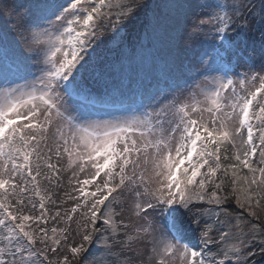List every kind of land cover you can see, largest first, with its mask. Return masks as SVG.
I'll return each mask as SVG.
<instances>
[{"label":"snow or ice","instance_id":"snow-or-ice-1","mask_svg":"<svg viewBox=\"0 0 264 264\" xmlns=\"http://www.w3.org/2000/svg\"><path fill=\"white\" fill-rule=\"evenodd\" d=\"M262 217L264 0H0V264H264Z\"/></svg>","mask_w":264,"mask_h":264},{"label":"trees","instance_id":"trees-1","mask_svg":"<svg viewBox=\"0 0 264 264\" xmlns=\"http://www.w3.org/2000/svg\"><path fill=\"white\" fill-rule=\"evenodd\" d=\"M161 2H162V0H148V3L150 5H154L156 3H161ZM141 20H144L143 16L141 17ZM142 33H143V29L140 27L139 22H136L132 27H130L127 30L126 34L122 38L123 42H124V45H127L129 48H131L133 46V44L136 42V40L138 38V35H142ZM108 47L115 48L113 41L109 40ZM111 54H112L111 57L117 56L118 55V50L115 48V52H113V53L111 52ZM262 218H264V217H262ZM59 255H60V253H57V256H59Z\"/></svg>","mask_w":264,"mask_h":264},{"label":"rangeland","instance_id":"rangeland-1","mask_svg":"<svg viewBox=\"0 0 264 264\" xmlns=\"http://www.w3.org/2000/svg\"><path fill=\"white\" fill-rule=\"evenodd\" d=\"M108 44H109V40L108 39H106L105 41H104V43L101 45V48L98 50L99 52H101V54L102 55H106V56H108V57H111L112 56V54H111V52L113 53V52H115V48H110V47H108ZM110 50H109V49Z\"/></svg>","mask_w":264,"mask_h":264}]
</instances>
